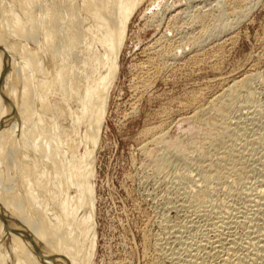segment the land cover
I'll return each mask as SVG.
<instances>
[{
    "label": "bare ground",
    "instance_id": "bare-ground-1",
    "mask_svg": "<svg viewBox=\"0 0 264 264\" xmlns=\"http://www.w3.org/2000/svg\"><path fill=\"white\" fill-rule=\"evenodd\" d=\"M143 1L0 0V264L92 263L96 242L93 156L110 88L118 74L127 25ZM250 1L228 0V5L222 4L226 9L219 4L222 11L216 14L220 17L211 16L221 22L220 30L213 24L217 36L231 32L236 22H241L253 4ZM198 12L189 19L199 25L202 35L206 33L203 24L213 14ZM227 15L236 19L230 21ZM201 38L196 34L195 40L192 37L193 42H188L192 51L199 49L195 44ZM216 51H211L210 59L222 54ZM169 53L168 59L176 56ZM261 53L262 69L253 65L238 77H219L216 93L207 101L209 95L204 97L203 104L198 99L200 105L190 113L204 129L200 142L186 146L195 154L197 163L190 164L197 167L198 179L183 173L194 158L186 149H171L179 142L166 140L167 127L146 130L139 152L159 176L167 173L172 158L180 160L181 165L174 163L183 166V172L172 178L183 181L179 204L189 209L180 224L167 229L170 232L165 229L170 225L166 218L158 222L163 237L153 243L161 252V264H264V192L244 185L249 186L244 180L249 171L254 172L253 165L260 168L257 181L264 189V132L248 136L264 124V105L256 106L251 88L255 80L264 83ZM148 73L144 74L148 77ZM238 104L244 106L240 109L254 106L246 114L234 115ZM229 195L241 206L230 209L220 198ZM239 228L245 238L236 233Z\"/></svg>",
    "mask_w": 264,
    "mask_h": 264
},
{
    "label": "rangeland",
    "instance_id": "rangeland-1",
    "mask_svg": "<svg viewBox=\"0 0 264 264\" xmlns=\"http://www.w3.org/2000/svg\"><path fill=\"white\" fill-rule=\"evenodd\" d=\"M150 1L155 5L152 4L151 6ZM218 1L219 3H217ZM227 1L228 0H146L143 1L132 14L127 25L125 39L119 54L118 74L110 88L107 107L103 118L104 121L102 122L93 156V212L96 242L91 264H161V252L157 249L155 243L158 242L160 239L159 237H163V234H160V232H163L164 229L161 228V223L158 225V222H160L162 218H166L168 223L170 222V225L167 223L169 226L166 225V227H168L165 229L167 230L169 227L171 229L174 225H178V221L182 222L180 218L183 220V217L185 219V215L187 216V213L189 214V209L187 210L180 206L181 196L184 191L183 181H175L172 178L173 174L178 173V171L183 172V166H180V160L178 161V158H172L173 163L170 165L174 167L172 168V166H169V170L165 169L166 171L164 172H167L164 174L165 176L163 174L160 176L155 175L153 174L154 172L148 160L139 152V147L146 138V130L159 129L160 125L162 127L160 129L163 130V127H167L164 130L166 140L169 139L168 141L170 142L173 139H177V142L180 143L175 144V147H171L173 151L176 149L174 152L181 151L182 148L184 150L188 148L189 145L198 141L200 142L204 129L201 128L199 125L200 123L195 122V120L193 121L191 114L193 115V111L195 112L200 102L201 104L205 102L204 97L206 98L209 95V97L206 98L207 101L216 93L219 87V84L215 83L217 79L219 77H228V75L238 77L246 68H250L253 65L262 69L259 59L261 54H263L261 52H264V0H251L250 4H253H251L252 7H250L252 9L248 6L249 9L246 16L243 17V19L240 18L241 22L238 20L236 22L237 25L235 24V27L230 30L231 32H222V34L217 36L218 30L216 28H219V30L221 29V22L219 24V22H215V20L213 21L211 19L214 15L216 18L218 16L220 17V15L216 13H220L222 8L226 9L224 6L228 5L226 4L228 3ZM223 2H225V4ZM219 4L220 8L224 6L219 9ZM211 9L214 12H211ZM180 12L182 14H178ZM197 12L207 13V16L211 13L213 14L208 18V22L203 24L207 33H205L206 35L203 33L204 36L211 33V39L209 38L210 35L207 37H204L203 34L201 35L202 32L198 27L199 25L195 26L193 21H190V19H194L196 16L195 13ZM185 16L189 17L187 18ZM231 17L232 16H228V20L230 19L231 21V19H236L235 17ZM209 22L212 23V26ZM206 24H208V26ZM213 24H215L216 28ZM166 25L171 27V30ZM213 27L214 29H212ZM208 29L215 30L216 34L214 31L211 32ZM192 34H194V36L197 34L199 40L203 37L201 41L205 42H202L203 45H201V41H199L200 43L195 44V46H199V49L194 48L193 51L189 45L190 43H188L191 41L193 42L192 37L194 39V36ZM260 38L262 39L259 40ZM203 39L209 40L204 41ZM166 47L169 49H166ZM171 48H173V53L171 52ZM218 50L222 54H220ZM165 51L166 53L170 52V55L176 53V56H173L174 58L171 56L172 59L171 57L168 59V54H166ZM211 51H216L220 54L219 58L212 57L210 59L209 57L212 55ZM156 54L159 56L157 57ZM161 55L165 57L162 58L163 62L165 60L164 63L160 60L162 57ZM258 56L259 58H257ZM156 57L157 60L158 58L160 59L156 61ZM154 64L155 67L153 68ZM157 64L159 66H156ZM163 66L165 67L164 69H162ZM156 67L160 69L158 68L157 70ZM155 70L160 74H156ZM153 72L155 73L153 74ZM144 73H148V77L147 74ZM144 76L147 78H144ZM255 81L251 83V88L253 92H255L253 93L256 99L254 103L256 106H260L261 104L264 105V83L262 81L260 82V80ZM195 96L196 98H194ZM198 99L200 102L198 101L197 103ZM254 105H252V108ZM240 106L244 107L243 105ZM240 106L238 104L239 113L235 112L234 115H239L242 112L246 114L247 111H251L252 109L251 104L248 106L249 110L246 106V110L245 108L240 109L242 108ZM263 125L264 124H260L261 127ZM260 126H257V131L254 129V132L248 136L252 137L253 135H257V132L258 135L259 133L260 135L263 134L264 126L262 129ZM167 144L168 143H164L163 145ZM187 145L188 147H186ZM183 150L182 152H184ZM185 152L191 154L187 149ZM157 153L159 154L161 152L157 151ZM191 155V157H193L195 154ZM193 158L194 159L190 158L188 162V166H190L189 168L185 166L184 168L186 170L184 169L183 173L186 175L188 174L187 177L191 175V178L198 179L197 175H195L196 170L194 171V168L197 167L193 166L197 161L195 156ZM175 160L176 163H180V165L177 164L176 166V163H174ZM251 167L255 169L253 172L254 174L251 169L252 171L248 173L250 174V178H248L249 176L247 175L245 179L247 182L244 180V183L250 182L249 186L248 184L244 185H247L246 188L252 186L251 188H253L254 192H264V189L257 181L259 180L258 178H260L258 174H262L260 168L253 165ZM179 168L182 169L179 170ZM179 184H182V186ZM220 198L222 201L224 199V203L229 204L230 209H235V207L237 208L239 205L241 206L240 201H236V199L233 200L234 196L232 195ZM233 201L236 202L235 205ZM171 206H174V209ZM184 209L186 210L184 211ZM240 230L241 228L237 229L236 233L238 236L240 234V237H242L244 235L242 234L243 230ZM167 231L170 232V230ZM242 238L245 237L243 236ZM154 241L156 242L153 243ZM247 241L248 240L245 239V242ZM173 244L171 245L175 247L176 243ZM246 246L249 247L248 244ZM247 250H249V248ZM157 258L159 259L157 260ZM156 260L159 261V263L156 262Z\"/></svg>",
    "mask_w": 264,
    "mask_h": 264
}]
</instances>
